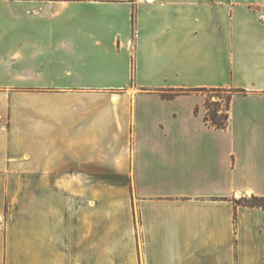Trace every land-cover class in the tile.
Listing matches in <instances>:
<instances>
[{"label":"crops","instance_id":"obj_1","mask_svg":"<svg viewBox=\"0 0 264 264\" xmlns=\"http://www.w3.org/2000/svg\"><path fill=\"white\" fill-rule=\"evenodd\" d=\"M253 195L264 0H0V264H264Z\"/></svg>","mask_w":264,"mask_h":264},{"label":"trees","instance_id":"obj_2","mask_svg":"<svg viewBox=\"0 0 264 264\" xmlns=\"http://www.w3.org/2000/svg\"><path fill=\"white\" fill-rule=\"evenodd\" d=\"M203 92L206 93L205 107L207 123L215 128H226L230 117L231 91L224 88H194V89H179V90H159V93L164 98H173L178 94ZM217 98L214 99L213 97ZM225 100L223 103L222 101ZM198 112V108L195 109ZM236 204L247 206L264 207V196H251L235 199Z\"/></svg>","mask_w":264,"mask_h":264},{"label":"rangeland","instance_id":"obj_3","mask_svg":"<svg viewBox=\"0 0 264 264\" xmlns=\"http://www.w3.org/2000/svg\"><path fill=\"white\" fill-rule=\"evenodd\" d=\"M205 95H206V93H205ZM213 98H214V99H216L217 97H216V96H214ZM222 102L224 103V102H225V100H223Z\"/></svg>","mask_w":264,"mask_h":264},{"label":"bare ground","instance_id":"obj_4","mask_svg":"<svg viewBox=\"0 0 264 264\" xmlns=\"http://www.w3.org/2000/svg\"><path fill=\"white\" fill-rule=\"evenodd\" d=\"M115 98H117V96H115Z\"/></svg>","mask_w":264,"mask_h":264}]
</instances>
